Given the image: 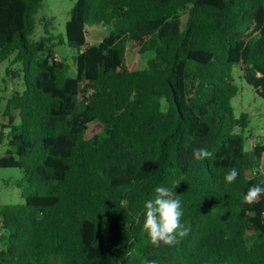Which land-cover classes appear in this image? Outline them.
<instances>
[{
  "label": "trees",
  "instance_id": "1",
  "mask_svg": "<svg viewBox=\"0 0 264 264\" xmlns=\"http://www.w3.org/2000/svg\"><path fill=\"white\" fill-rule=\"evenodd\" d=\"M41 1L0 0V61L21 64L0 168L22 171V202L0 208V264H264V195L244 201L264 143L245 149L249 117L231 105L235 65L264 99V0H75L74 76L49 37L28 40ZM92 27L106 33L90 43ZM161 185L187 234L158 247L143 206Z\"/></svg>",
  "mask_w": 264,
  "mask_h": 264
},
{
  "label": "rangeland",
  "instance_id": "2",
  "mask_svg": "<svg viewBox=\"0 0 264 264\" xmlns=\"http://www.w3.org/2000/svg\"><path fill=\"white\" fill-rule=\"evenodd\" d=\"M74 2L75 0H42L34 16V32L28 38L29 42H33L49 37L46 42L52 46L55 57L64 60L69 65L68 74L70 76L75 75L73 58L76 50L65 43V24ZM89 30L92 32L87 37L90 43L101 40L106 33L103 27H92ZM12 57L13 55H10L6 60L0 61V127L7 121L4 113L6 98L15 90L21 89V78L15 75L21 64L12 63ZM125 63L129 68L140 66L138 57L135 55L128 54ZM7 69L11 70L8 75L6 74ZM232 77L237 88L235 96L231 99L234 115L238 117L241 113H247L249 117V124L243 132L244 136L248 137L245 140V149H248L254 143H264V99L243 80L238 65L233 66ZM98 130V125L90 123L87 135L90 136ZM8 150L13 151V147L8 144L5 136L0 143V155L7 153ZM260 171L264 175V161L260 165ZM21 178L22 171L18 168H0V208L3 205L22 202L21 188L18 186ZM1 248L3 246L0 243V250Z\"/></svg>",
  "mask_w": 264,
  "mask_h": 264
},
{
  "label": "clouds",
  "instance_id": "3",
  "mask_svg": "<svg viewBox=\"0 0 264 264\" xmlns=\"http://www.w3.org/2000/svg\"><path fill=\"white\" fill-rule=\"evenodd\" d=\"M192 155L195 160L203 161L211 157L212 153L206 148H196ZM238 175V170L232 168L226 174L225 180L228 183H233L237 180ZM262 195H264V181L250 187L244 196V201L252 204ZM143 207V229L153 245L171 246L178 243V238L187 234L182 223L183 204L179 195L174 192V188L164 185L156 187L155 195L147 199Z\"/></svg>",
  "mask_w": 264,
  "mask_h": 264
}]
</instances>
